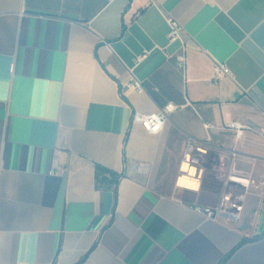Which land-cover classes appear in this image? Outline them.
<instances>
[{
  "label": "crops",
  "instance_id": "obj_1",
  "mask_svg": "<svg viewBox=\"0 0 264 264\" xmlns=\"http://www.w3.org/2000/svg\"><path fill=\"white\" fill-rule=\"evenodd\" d=\"M168 102L158 133L132 121ZM187 135L210 139L196 190L176 184ZM95 163L125 173L114 211ZM228 254L264 264V0H0V264Z\"/></svg>",
  "mask_w": 264,
  "mask_h": 264
},
{
  "label": "built area",
  "instance_id": "obj_2",
  "mask_svg": "<svg viewBox=\"0 0 264 264\" xmlns=\"http://www.w3.org/2000/svg\"><path fill=\"white\" fill-rule=\"evenodd\" d=\"M168 37L170 39L178 38L181 32V25L176 20H169L168 22ZM178 64L183 66L185 64V55L181 54L178 57ZM213 74L215 78H218L222 75H229L230 70L228 67L221 62L215 61L213 65ZM138 90L142 91V86L139 83H135ZM176 109V105L172 102H168L163 106L159 107V109L154 113H143L136 111L132 115V121L135 123L142 124L145 129L150 133H158L163 129L167 121L169 120L170 113ZM205 128H212V125L209 123L204 124ZM225 129L234 130L236 134L244 128L237 122H231L228 124ZM210 146V139H206L205 141L199 140L191 135L186 136V140L183 146L181 160L179 163V176H186L191 179H197L196 176L191 172L192 167H198L203 169L202 162L203 156L207 152ZM178 185V183L176 182ZM179 186V185H178ZM181 187V186H179ZM184 189H189L185 187H181Z\"/></svg>",
  "mask_w": 264,
  "mask_h": 264
},
{
  "label": "trees",
  "instance_id": "obj_3",
  "mask_svg": "<svg viewBox=\"0 0 264 264\" xmlns=\"http://www.w3.org/2000/svg\"><path fill=\"white\" fill-rule=\"evenodd\" d=\"M129 133H130V126L128 127L126 131L125 138H124V144L126 143ZM94 173H95V176H94L95 177V188L113 191L114 201H113L112 210L114 211L118 184L120 180L125 176V173L123 171L116 172L99 163L94 164ZM230 254L226 255L218 264H224L226 260L229 258Z\"/></svg>",
  "mask_w": 264,
  "mask_h": 264
},
{
  "label": "bare ground",
  "instance_id": "obj_4",
  "mask_svg": "<svg viewBox=\"0 0 264 264\" xmlns=\"http://www.w3.org/2000/svg\"><path fill=\"white\" fill-rule=\"evenodd\" d=\"M191 172L194 174V176L196 177H200L201 176V170L198 167H192ZM177 180V183L179 186L181 187H185V188H189V189H193L196 190L199 188V180L197 179H191L189 177L186 176H180Z\"/></svg>",
  "mask_w": 264,
  "mask_h": 264
},
{
  "label": "water",
  "instance_id": "obj_5",
  "mask_svg": "<svg viewBox=\"0 0 264 264\" xmlns=\"http://www.w3.org/2000/svg\"><path fill=\"white\" fill-rule=\"evenodd\" d=\"M198 210L202 211L203 213H205L207 216L210 217H215L216 216V210L215 209H211V208H207V207H197ZM225 213L223 211H220V214Z\"/></svg>",
  "mask_w": 264,
  "mask_h": 264
},
{
  "label": "rangeland",
  "instance_id": "obj_6",
  "mask_svg": "<svg viewBox=\"0 0 264 264\" xmlns=\"http://www.w3.org/2000/svg\"><path fill=\"white\" fill-rule=\"evenodd\" d=\"M184 193H185V195H187L188 197H192L191 196V190H184V189H181Z\"/></svg>",
  "mask_w": 264,
  "mask_h": 264
}]
</instances>
